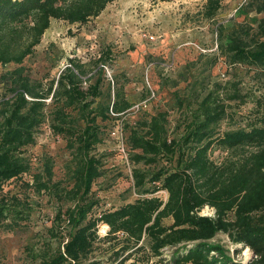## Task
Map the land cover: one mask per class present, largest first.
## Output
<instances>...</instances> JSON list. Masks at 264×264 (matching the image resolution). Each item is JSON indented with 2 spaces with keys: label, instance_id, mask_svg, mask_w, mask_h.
<instances>
[{
  "label": "rangeland",
  "instance_id": "1",
  "mask_svg": "<svg viewBox=\"0 0 264 264\" xmlns=\"http://www.w3.org/2000/svg\"><path fill=\"white\" fill-rule=\"evenodd\" d=\"M259 1L221 0L216 13L207 18L203 15L206 0H111L85 23L51 19L39 43L20 63L0 64V125L7 114L4 102L12 99L13 81L25 80L34 91L52 81L53 87L60 71L73 61L81 65L83 79H89L82 83L85 87L96 78L95 62L107 49L100 96L90 107L93 112L113 100L128 106L120 113L121 143L108 132L111 122L96 118L100 140L90 153L101 164L85 199L95 201L87 217L131 202L137 196L132 169L150 172L163 165L162 159L151 166L132 161L131 155L139 150L130 148L127 137L135 122L157 114L160 120L162 115L164 135L177 139L186 123L204 118L205 109L208 116H219L212 123L215 133L264 120V64L233 61L226 47L232 39L252 43L256 22L264 14L255 10ZM150 92L153 97L144 109L130 110ZM43 103V121L34 130L33 143L16 153L27 169L0 184V264H42L53 256L71 229L56 218L57 213L84 201L71 191L76 166L73 140L51 131L55 105L48 98ZM68 111L78 117L74 110ZM75 123L80 128L84 125L80 118ZM211 155L218 159L223 152L214 150ZM155 195L166 198L163 190ZM198 213L211 216L213 212L203 206ZM107 229L106 224L97 223V237H104ZM209 241L242 264L252 257L248 247L232 243L225 233L217 232ZM109 245L95 240L83 264H130L133 259L135 264H159L155 260L162 258L164 263L172 250L163 247L154 257L144 248L121 263L126 253L114 257Z\"/></svg>",
  "mask_w": 264,
  "mask_h": 264
},
{
  "label": "trees",
  "instance_id": "2",
  "mask_svg": "<svg viewBox=\"0 0 264 264\" xmlns=\"http://www.w3.org/2000/svg\"><path fill=\"white\" fill-rule=\"evenodd\" d=\"M109 1L0 0V64L20 63L39 43L51 19L85 23L97 16ZM220 1L206 0L203 15L212 17ZM257 5L255 10L264 13V0ZM253 35L251 44L237 39L226 43L233 61L264 64V14L256 22ZM101 54L95 62L97 76L85 87L82 83L88 77L83 79L81 65L70 61L58 74L53 87L52 81L45 89L34 91L25 80L13 81L12 99L4 102L7 114L0 125V184L27 169L28 165L16 153L33 143L34 130L43 121L44 99L55 105L51 131L73 140L76 166L71 191L79 193L84 201L57 213L56 218L67 222L71 229L61 250L41 263L83 264L94 241L101 239L110 244L112 256L126 253L121 263L138 250L147 248L151 256L157 257L163 247H169L172 250L166 261L162 263L163 259L159 258L155 262L242 264L209 241L222 232L232 243L250 249L252 257L246 264H264V120L246 128L215 133L212 123L219 116L217 113L208 116L205 109L204 118L186 123L177 139L164 135L162 115L160 120L157 114L135 122L137 125L131 127L127 137L130 148L139 150L131 155L132 161L151 166L162 159L163 165L150 172L133 168L132 186L137 196L131 202L87 217L95 201L85 199L92 181L100 175L101 163L90 153L100 140L96 118L111 122L110 131L117 121L120 123V113L128 106L125 101L113 100L92 112L90 106L100 96L102 64L109 51L106 49ZM68 110H74L78 117ZM75 118L82 120V128L77 127ZM214 150L223 155L213 158ZM46 171L50 174L49 167ZM159 190L165 191V200L155 195ZM203 206L212 208L211 216L198 213ZM2 216L0 207V219ZM163 218H169V223L162 222ZM97 223L108 227L102 238L97 237ZM118 233L121 238H117ZM135 260L130 264H135Z\"/></svg>",
  "mask_w": 264,
  "mask_h": 264
},
{
  "label": "built area",
  "instance_id": "3",
  "mask_svg": "<svg viewBox=\"0 0 264 264\" xmlns=\"http://www.w3.org/2000/svg\"><path fill=\"white\" fill-rule=\"evenodd\" d=\"M148 38L151 39L150 36ZM151 97H153V93L152 92H150L148 98L143 99V100L135 103L134 105H132L130 107V110L131 111H137V110H140V109H144L146 107V105H147V101ZM109 134L112 135L116 139H120V143H121L122 126H121V124L118 121H117L116 125L109 131Z\"/></svg>",
  "mask_w": 264,
  "mask_h": 264
}]
</instances>
